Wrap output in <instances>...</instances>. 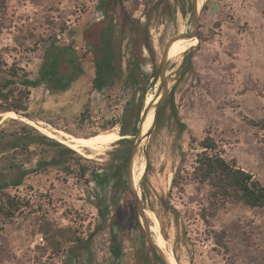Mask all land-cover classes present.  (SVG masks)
Segmentation results:
<instances>
[{"label": "rangeland", "instance_id": "1", "mask_svg": "<svg viewBox=\"0 0 264 264\" xmlns=\"http://www.w3.org/2000/svg\"><path fill=\"white\" fill-rule=\"evenodd\" d=\"M99 1L0 0V62L6 70L0 82L12 78L8 70L13 67L37 79L48 43L52 39L63 45L71 42L64 28L76 32V44L84 52V32L104 18L97 8ZM193 4V0H128L129 10L141 16L147 27L151 45V52L145 54L150 80L135 97L140 108L137 134L122 136L119 125L103 128L122 114L125 102L116 97L92 105L93 116L88 117L91 55L82 60L84 72L68 90L51 91L45 85L31 89L25 114L32 119L13 111L0 113L2 126L14 118L32 121L38 130H61L80 139L118 135L114 147L98 159H89L93 162H108L121 147V138L132 140L137 155L130 172L133 181L141 170L140 122L156 98L157 81L156 115L174 92V103L188 131L180 144L168 128L154 136L156 122L142 177L143 209L164 243L158 235L150 240L146 234L154 249L141 255L126 238L121 264H165L160 257L164 253L170 264H264V207L226 204L211 225L206 224L199 211L209 188L193 177L197 149L190 147L191 137L211 136L227 160H235L264 184V0H207V9L200 10L193 50L180 63L178 55L164 63L194 32L183 41ZM164 90L167 96L161 100ZM9 154L2 153L0 160ZM17 179L16 171L0 165V181L8 183L3 191L24 198L25 204L30 202L11 220L0 216V264H65L68 250L79 244L75 242L79 238L89 241L76 264H111L109 227L91 235L99 219L92 186L57 168L30 176L19 187L14 186ZM129 211L122 216L126 224ZM214 231L222 234L224 245L216 243Z\"/></svg>", "mask_w": 264, "mask_h": 264}, {"label": "trees", "instance_id": "2", "mask_svg": "<svg viewBox=\"0 0 264 264\" xmlns=\"http://www.w3.org/2000/svg\"><path fill=\"white\" fill-rule=\"evenodd\" d=\"M207 7L208 4L204 9ZM97 8L104 18L84 32V52L78 49L76 32L64 28L72 39L71 42L63 45L52 39L48 43L37 79H31L21 68L13 67L8 70L12 78L0 82V113L13 111L32 119V116L25 114L31 89L45 85L51 91L68 90L84 72L82 60L91 55L93 75L86 104L88 117L93 116L90 110L92 105L116 97L117 101L125 102L122 114L111 121V126L103 128L119 125L122 136L138 133L140 108L135 104V97L150 80L145 56L151 52L149 31L141 22V16H134L129 10L128 0H100ZM192 26L193 16L190 11L183 41L188 39ZM188 59L186 57V61ZM5 72L3 63L0 62V75ZM85 116L84 114L83 117ZM156 122L154 136L168 128L174 133L176 142L181 144L184 141L188 126L174 103L173 91L166 104L157 112ZM120 143L121 147L108 162H93L68 145L42 133L35 126L12 118L8 126L0 125V156L11 151L5 160H0V165L18 173L15 187L25 184L26 178L48 174L53 168L67 175L72 174L78 181L92 186L99 219L91 235L109 227L110 261L111 264H121L126 238L132 241V248L138 254L148 255V251L154 248L136 215L130 173L137 157L136 150L134 152L135 143L124 137L120 139ZM195 144L197 147H194ZM190 147L197 149L193 177L197 183L209 188L207 200L199 211L206 224L211 225L218 210L226 204L264 207V184L252 172L240 167L235 160H227L224 149L213 137L205 136L201 140L191 137ZM6 184L8 183L2 184L0 181V216L4 220H11L30 202L26 201L25 204L24 198L4 192ZM127 210H130V218L126 224L122 216ZM176 215L179 219L180 213L177 210ZM221 235L214 231L216 243L222 246ZM88 241L77 239L75 242L79 244L68 250L65 264H76L81 252L88 247Z\"/></svg>", "mask_w": 264, "mask_h": 264}, {"label": "water", "instance_id": "3", "mask_svg": "<svg viewBox=\"0 0 264 264\" xmlns=\"http://www.w3.org/2000/svg\"><path fill=\"white\" fill-rule=\"evenodd\" d=\"M193 2H194V4H193V27H192V30H194V38L191 41L188 40L186 42L185 46L181 50L169 53L166 56L164 63L169 61L175 55H179L183 52L190 51L196 44V41L198 38L197 30L199 28L200 12L198 11L197 6H196L197 0H193ZM159 82H160V79L157 81L156 87H155V93H156L155 105L146 115V118L142 124L141 134H140L139 139H138L137 145L140 146L141 153H142L141 170L139 172L138 177L132 181V188H133V191L135 194L137 217H138V220H139L142 228L144 229L146 234L149 236L150 240L154 237V234H156L161 238L162 242L164 243V239L158 233V230H156L153 226H151L149 224V222L146 218L145 211L143 209V205H142V177H143V170L147 166V150H148L150 138H151L152 133H153L152 128H153V125L156 124V107H157V98H158V94H159L158 89H157V85ZM30 125H32V124H30ZM132 157H133V155H132ZM132 157H131L130 163L132 162ZM160 257L163 258L165 264H170V262L168 260V256L166 253H164V255L160 256Z\"/></svg>", "mask_w": 264, "mask_h": 264}, {"label": "bare ground", "instance_id": "4", "mask_svg": "<svg viewBox=\"0 0 264 264\" xmlns=\"http://www.w3.org/2000/svg\"><path fill=\"white\" fill-rule=\"evenodd\" d=\"M206 1L207 0H197L196 6H197V9L199 12L201 9H203ZM193 38H194V32L191 33L189 41L193 40ZM193 48L191 50H193ZM190 51L183 52L180 55H178L176 58L177 61L180 63V61L183 59V57L187 53H189ZM166 96H167V91H165L163 93V95L161 96L162 97L161 100H164V98H166ZM155 102H156V98L153 97L151 104L149 105L148 109L144 110V115H143L142 120L140 122V134H141L142 124L146 118V115L148 114V111L153 108V106L155 105ZM6 115L16 116L15 114H12V113H9ZM29 122L33 123L32 121H29ZM39 128L44 134L48 135L49 137H53V138L59 140L60 142L68 145L73 150L77 151L78 153L82 154L84 157H86L88 159H96L99 156L105 155L110 149H112L114 147V145L119 140L118 135H115L113 133H106V134H102V135H97V136H92L89 138L80 139V138H76L73 136H69L68 133H67L68 134L67 135L66 133H64L61 130H55V129L50 130V129L44 128V127H39ZM140 151H141V149H140ZM141 159H142V153L139 152V163H141ZM156 249H157L158 253L161 255V252H160L161 249H159V248H156Z\"/></svg>", "mask_w": 264, "mask_h": 264}]
</instances>
